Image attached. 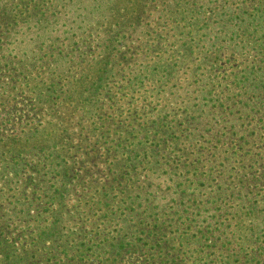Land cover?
Segmentation results:
<instances>
[{
  "label": "rangeland",
  "instance_id": "obj_1",
  "mask_svg": "<svg viewBox=\"0 0 264 264\" xmlns=\"http://www.w3.org/2000/svg\"><path fill=\"white\" fill-rule=\"evenodd\" d=\"M131 1L0 0L14 21L25 17L13 37L17 42L0 43V89L12 78L18 86L20 70L31 69L27 75L35 85L47 81V74L84 71L90 59L109 55L112 75L101 65L100 77L118 91L131 72L179 52L186 64L156 97L160 108L168 105L165 127L153 126L151 132L146 121L134 118L120 126L126 136L101 134L108 127L99 115L80 118L75 127L57 116L60 111L39 110L34 99L25 100L30 94H17L13 104L0 100V163L25 160L27 170L41 168L39 178L44 165L69 155L101 161L106 173L95 181L116 180L107 191L110 205L101 204V196L94 201L83 196L88 217L78 225L63 223L53 240H71L73 251L88 249L91 261L83 264L110 262V245L126 248L117 264H264V0H137L140 14L124 12ZM157 47L160 52H154ZM52 59L54 67L46 63ZM12 62L21 67L8 76L6 64ZM46 86L39 89L46 93ZM124 93L116 96L125 109L130 94ZM197 95L208 108L189 120L184 110ZM68 125L79 132L75 138ZM23 133L34 137V148L20 149L18 157L9 153V140ZM67 167L63 171L72 179ZM49 169L50 178L41 183L64 173ZM7 170H13L10 163ZM23 180L0 186V242L11 246V262L44 238L53 210ZM82 182L68 193L71 205L79 201ZM138 243L142 249L134 248ZM68 249L53 246L38 255L43 261L62 259L71 256ZM0 264H5L1 254Z\"/></svg>",
  "mask_w": 264,
  "mask_h": 264
},
{
  "label": "trees",
  "instance_id": "obj_2",
  "mask_svg": "<svg viewBox=\"0 0 264 264\" xmlns=\"http://www.w3.org/2000/svg\"><path fill=\"white\" fill-rule=\"evenodd\" d=\"M138 5H140V3H138L137 0H132L129 3L128 9H124V12L130 13L131 10L136 9L131 11V13L138 12V14H140V9L136 8ZM15 11H17V7L15 8ZM13 17L14 16L7 11V9H3V5L0 6V43L2 45H8L9 41L14 39L13 37L15 35L17 36L20 29L23 28L25 17L17 22L14 21ZM14 41L17 42L16 39H14ZM0 49H2V47ZM154 52H160V48L157 47ZM179 54V52L170 53L165 60L160 59L159 61H156L159 62L157 65H144L139 67L136 72L130 73L129 78L126 80L127 85L121 86V89H118V91H115L117 90L115 88H109L102 77H100L102 76L101 73H103L102 69L104 68L107 75H112L106 68L108 64L113 62L112 60L110 61L111 57H109V55L104 61L90 59L85 63L88 67L85 68L84 71L68 70V73L65 75H71L69 79L62 78L65 76L63 74L53 72L51 75H46L47 81L35 85L30 81L27 75L33 74L32 70L29 68L26 72L20 70L18 75L23 76V79L21 80L20 78L19 80H16L19 82L18 86L12 83L14 78L8 83H1L0 100L7 101L10 105L19 97L17 94H30V96L33 97L28 96L25 99L27 102H31L33 101L32 99H34L39 105V110H50V112L53 110L60 111L57 116L61 114L64 119L69 120L70 122L73 121L75 127L80 121V118H86L91 121L96 115H99L97 119L102 121L104 127H108L107 130L102 129L101 134L110 130L113 134L126 136L127 131L120 132V130L123 129L120 126H124L122 125L123 122H130V120L134 118L146 121L148 123V128L153 132L154 128L160 130L159 128L163 129L165 127L163 121L168 113V105L165 104L164 107L160 108V102L157 101L156 97H158V92L161 91V88L170 83L169 79L173 76H178L182 66L186 64L187 59L186 61L181 62ZM148 60L149 61L147 62L150 63L151 60ZM46 63L54 67L56 60L52 59L50 62L47 61ZM101 65L105 67H100ZM19 67H21L19 63L12 62L6 64V68H8V76L15 74ZM192 70L196 74L193 65ZM147 77H149V82L152 84V88L146 86V83L150 84ZM145 80H147L146 83ZM46 83V93H43L39 88H42ZM8 91H11V93ZM123 91L125 92L123 94L124 96L130 94V97L127 100L120 98L127 102L125 104V109L123 104L118 105L117 98L119 97L116 96ZM49 93H51V95H49ZM193 101L194 105H187L184 110V114L189 120H192L198 114L202 115L200 113L202 108H208L207 100L205 98L202 99L199 95H197ZM102 103L105 105L104 109H102ZM137 106L139 109L135 111ZM32 110H34V108H32ZM205 114L207 113L205 112ZM147 119L149 121H147ZM54 120L58 119L51 117L49 121L54 122ZM51 125L54 127L56 126V124ZM68 127L70 130L69 136L75 138L79 132L75 131V128L69 125ZM146 132L150 131L147 129ZM64 134L67 136V129ZM153 136L156 137V133H153V135L150 134V137ZM9 141L12 143V149L9 153H16L18 157L23 152L20 149L27 146L34 148V137L24 133L17 139L13 138ZM147 143L148 140H146L143 145ZM15 144L19 149L14 147ZM5 161L6 162L0 163V186L12 184L10 180L13 178H24L23 182L25 183L24 186L27 187V190L34 189V191L37 190L40 192L43 198L46 199V205H50L53 209L49 215L50 221L44 229V238L34 243H30V245H28L30 246V249H28L23 256L16 257V262H11L13 258L10 251L11 246L6 241H4V243L0 242V254L3 256L5 264H83L87 261H91L92 255H88V249L83 250L78 248L73 251L71 249V240H64L61 244H54L53 240L62 228L63 223L76 224L80 222V219L83 220L88 217L87 215L91 210L90 208H87L85 205L86 203L83 202V196L91 197L92 201H94L95 198L99 200L101 196V204H106L107 206L110 205L107 191L109 188H114L116 180L111 179L109 183H102L101 180L97 182L95 181L97 177L106 173L104 167L100 165L101 161L92 155H69L60 161L52 160V162L46 164L48 167L44 165L43 169L46 172L40 175L39 178H35V176L38 175V171L41 169H37V165H34V169L27 170L29 165H24L25 160L11 162L8 159H5ZM9 163L13 170H7ZM30 163L33 165L32 162ZM66 165H68L67 169L73 176L72 179H68L69 174L67 171H63V168L66 167ZM49 167L53 169L52 172H54L55 169H60L64 173L61 177H58V179L57 176H59V174H55L53 181L48 180L46 183H41L46 177H48V179L50 178L51 169H49ZM81 172L83 173L82 177H79L78 174ZM5 173L7 174L6 176ZM107 173H109V171ZM75 178L78 181L75 182ZM105 179L108 180L107 175L105 176ZM79 181H86L87 185L82 182L83 188L82 193H79V201L71 205L70 202H68L70 200L68 193L72 191L71 188ZM57 184L60 186L59 189L56 187ZM100 188L105 189L103 191L104 193L99 190ZM48 193H50V197H47ZM25 194L26 190L20 192L19 196L25 199ZM28 206H30V204ZM26 212H28V210L24 213ZM22 218L23 217H21V219ZM90 226H93V224H90ZM60 245L69 248L68 253L71 255L70 257L64 254L62 259H58L56 256L49 258L47 261L41 259L40 255L42 254V251ZM110 248V262H105L103 264H117L123 257L122 255L126 249L120 245H110ZM134 248L142 249L141 243L134 245ZM100 250L103 251L104 248H101ZM31 251H35V253H31ZM144 254L146 255L148 253L144 252Z\"/></svg>",
  "mask_w": 264,
  "mask_h": 264
}]
</instances>
